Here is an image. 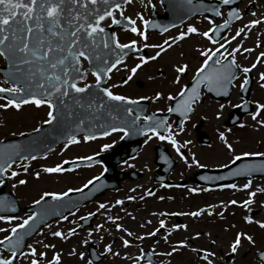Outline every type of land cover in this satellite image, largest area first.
Wrapping results in <instances>:
<instances>
[{
  "label": "flooded vegetation",
  "instance_id": "1",
  "mask_svg": "<svg viewBox=\"0 0 264 264\" xmlns=\"http://www.w3.org/2000/svg\"><path fill=\"white\" fill-rule=\"evenodd\" d=\"M236 5L240 12L239 19L229 24L220 39L216 43L212 42L215 41L213 39L211 41L206 38L199 39L200 44L194 45L193 49L189 45L182 44L186 43L187 39L194 34H189L175 43H173L174 39L161 40L168 37L167 34L171 31L185 28L186 24L162 34L144 31V23H142L141 18L145 21L150 17L153 10L162 12V6L158 0H130L129 3L121 4L122 14L121 11L113 9V18L120 20L121 15H123L135 21L138 32L143 31L146 39L141 40L136 37L124 41L118 39V42L122 44L135 40V47L140 49L142 54L131 53L126 55L123 58V63L117 65V68L108 74L102 84L103 87H108L116 95L137 101L136 104L129 106L132 109L131 114H129L131 118L121 122L124 124L123 126H117L118 128L124 127L129 131V134L125 136L119 131L110 132L108 136L99 135L88 141H85L84 137H79L85 143L93 142L96 145L94 151L80 157L105 153L111 148H115V152L111 156L114 173L110 176V180L114 182V188L107 189L96 199L75 208L65 216L67 219H59L58 222L61 220L60 227L54 230L65 229L66 235L69 237L68 232L77 226L78 219L91 216L89 226L71 235L75 236L80 232L87 234V237L83 239L82 247L75 244L78 257L81 259L80 254H84L83 259H81L83 263L115 264L114 259L117 258V255H113V253H117L118 250L116 240L126 239L130 242L128 264H134L135 258L140 256L141 252H143V256L139 261H136V264H180V260L182 264H207V261L201 259L205 252L213 253L209 257L212 264H260L259 253L264 251V244L261 246V242L256 243L257 246H261L260 248L249 251L248 254L252 255L250 262L243 261L244 255L239 253L241 247L244 246V241L248 240L242 238L235 253L229 248L236 233H242L254 240L253 227L261 228L259 224L264 223L262 219L258 218V210L264 205V155H243L245 152L264 153V146L252 142L247 131L250 122L247 116L255 111V105L258 103L254 94L255 86L257 83L258 86L264 83L259 79L260 71H264V67L260 68V65L264 64V57L257 60L260 53H264V0H238ZM217 12L220 14L214 16L212 20L206 19L204 15H195L191 21L198 18L204 19L208 24V28L204 31H207L210 27H216V24L227 19L230 20L228 16L229 4L220 7ZM252 20H256L258 23L246 27ZM125 23H128L127 19ZM102 24L112 25L111 18H106ZM240 29H243L242 34L234 40L231 39ZM115 31L117 34L129 32L130 28H116ZM181 32L179 31L177 35ZM148 36L161 37V39H147ZM225 40L229 41L225 44L226 51L225 49L222 50L225 56H228L232 49L239 45V51L234 54L236 64L241 68H251L252 64H256V67L251 68L247 74V78L251 79L248 90L249 107L246 106L244 98L240 94V84L244 81L245 74L236 69V79L233 80L232 90L227 95L223 93L221 98H216L214 92L209 91L205 84L201 83L198 86L199 100L192 104V111L186 114V118L181 116L180 111L164 116L169 107H177V101L180 97L176 96V93L179 89L181 87L186 88L193 77L197 75L196 69L206 58L200 56V52L215 50L219 44L225 43ZM165 41H167V45H164ZM145 44L164 45L165 51L155 60H149L143 64L135 74H132L129 69L139 63L140 56L147 58L159 51L158 48L145 47ZM243 49H251V51L245 52ZM256 49H260L259 52ZM195 53L198 60H195L193 55ZM217 58L223 59L222 57ZM228 58L231 59V57ZM148 65L150 68L146 70ZM180 65H186L187 68L184 73L178 74L175 72V67ZM215 67L218 65L214 63L212 68ZM86 68L85 60L81 59V69ZM129 76L132 77L130 80L128 79ZM177 76H179L178 83H173ZM15 79L16 74L13 73L8 60L0 57V87L12 86L11 84ZM125 81L127 82L125 83ZM77 83L80 87H83L84 84L92 85L95 83V78L90 71H87L84 79L78 80ZM16 86L19 87V84ZM157 92L161 93V97L154 100L153 97ZM170 94L176 99L169 100ZM142 97L146 99H141ZM64 99V105L57 102L55 106H63L66 109L69 106L70 97ZM6 102V99H0V104ZM242 102H244L243 110L245 111L242 119L236 124H228L226 120L231 109ZM220 105L224 107L221 108ZM29 106L39 109L32 104L22 105L21 108ZM9 108L12 107L3 109ZM40 108L43 109L44 114H47L46 104L41 105ZM213 113L214 117L219 119V123L211 127L208 121H210ZM137 115L140 116L138 120L136 119ZM144 116L153 117V120L149 121V124L153 125L157 121H165V127L156 129L157 136H151L150 132L147 135H140L133 131L136 128H143L145 125ZM257 119V121L262 122L261 117ZM257 121L253 122L258 124ZM221 133L224 136L223 141L220 139ZM159 135L165 136L166 139L160 140ZM149 136L151 139H148ZM169 136L177 142V148L187 160V164L181 160L180 155L177 154V149L172 147L167 139ZM145 140L148 142L145 143ZM225 143L230 145L233 151H229L225 147ZM216 144L224 146V149L222 150L219 146L215 148ZM104 145H110V147L104 148ZM65 151L66 153L71 152L70 150ZM234 156H240L241 168L243 166H250L251 168L250 171H245L240 179L217 185L198 182L201 181V176L196 175V173L228 166L234 162L232 160ZM66 158H70V156L66 155ZM193 159L197 160L203 167L198 168L193 165ZM94 167L97 170L94 177H99L104 173L105 164L103 162L95 164ZM79 170L80 173H83L85 168ZM87 180V177L84 178L83 183L71 186L68 190L84 186ZM255 182L261 184V190L253 187ZM245 183L249 184V188L243 187ZM228 184H234L236 187H221V185ZM188 189H195L196 191L190 192ZM146 192H151L152 195H145ZM249 192L255 193L254 202L245 208L243 201L248 199ZM216 193L220 194L219 197L221 198L224 196L223 202L216 200ZM128 197H133V199L130 200ZM259 198L262 205L255 207ZM117 200L122 201V203L116 204ZM233 200L237 203L235 205L229 204V201ZM99 204H104L105 207L100 209ZM200 209H204V212L198 217L179 214L195 212ZM209 212L212 214L209 215ZM108 217H112V220H109ZM228 217L231 219L229 223L227 222ZM245 217H249L251 222H245ZM160 220L164 221L163 228L159 225ZM113 221L115 224H120L122 229L131 232L132 235L129 236L125 231L117 230ZM97 225H101L99 231L96 230ZM177 225H185V227L179 228L176 227ZM230 225L235 229L232 239H230ZM241 227H248V229L246 228L248 231ZM92 228L94 231H88ZM150 232H155V235H148ZM196 233H200V235L197 237ZM137 237L143 238L137 239ZM263 238L264 235L261 234L259 239L262 241ZM181 242L185 246L181 247ZM106 245L111 248V252L105 253ZM90 248H94L92 257H96V254H103L98 261L91 260ZM173 248L176 250L173 251ZM76 250L72 252V255L76 253ZM145 251L153 254L155 262H150L152 258L149 254H144Z\"/></svg>",
  "mask_w": 264,
  "mask_h": 264
},
{
  "label": "snow or ice",
  "instance_id": "2",
  "mask_svg": "<svg viewBox=\"0 0 264 264\" xmlns=\"http://www.w3.org/2000/svg\"><path fill=\"white\" fill-rule=\"evenodd\" d=\"M124 3H129L130 0H123ZM188 3H192V0H187ZM221 3L227 5L230 3V0H221ZM98 5H103L102 8H98ZM113 9L121 11V5L116 3L115 0H0V57H4L8 60L9 64L12 66V71L16 74V79L12 82L10 87H0V93H8L9 96L16 97L19 94V99H7L5 104H0V108H7L11 106L15 109H20L22 105L32 104L36 107L41 105H47L48 119L44 121L45 124H51L54 120L60 117L58 113H54L53 109L55 104L58 102L60 105L65 104V97H73V94L77 98L73 99V102L78 108H86L90 113V127L95 129L97 125L92 123L99 119V113L104 111L108 107L106 102L103 99H100L97 102V97L93 95L87 104L81 103V98L79 94H83L86 90H90L91 87L89 84H84L83 87L78 86L77 81L83 80L87 71L91 70V75L95 78V85L99 93L103 94V97L107 98L109 102H116L118 105H132L136 104L137 101L128 99L125 96L116 95L109 90L108 87H101L102 79L108 77L113 69L117 68V65L123 63V55H117L114 51L110 49V45L107 41L103 42V49L109 50L112 55H116L117 58L113 61L105 59L98 55L99 46L101 44V37L105 34L104 27L101 26V21L105 18H111V23L113 25L119 24L120 21L113 18ZM219 15V12H216ZM229 18L235 17L239 19V15L235 11H230L228 13ZM127 19L129 25H132L130 31L134 34H138L141 40H145L146 36L143 31L137 32L135 27V21ZM142 23H147L143 21ZM211 23V21H210ZM258 21L252 20L249 22V25L246 27H251L257 24ZM228 21L225 20L223 27H227ZM214 29L209 28L207 31L199 32L197 28L189 25L186 32H181L177 35L173 43L179 41L186 37L189 34H197L203 36L206 39L211 41L209 33ZM243 32V29L237 30L235 36L231 39H235L237 36H240ZM216 43V41H212ZM229 43L228 40H225V43L219 44V47L215 50H205L200 52V56L206 57L201 63L200 67L196 69L197 75L193 77V86L190 89L181 87L176 93V96L180 97L177 101V107H169L167 111L169 113L180 111L181 116L186 118V114L192 111V104L196 103L199 100V91L198 86L201 83H204L208 87L209 91H212L213 88L223 91L227 95L228 87L231 85L232 81L236 79V73L233 71L237 69L245 74L244 81L240 84V88L243 89L247 84V74L251 71V68H255L256 64H252L251 68L243 67L241 68L235 62V53L239 51L240 46L232 49V52L225 56L224 52L221 49H225V44ZM111 44L115 46V49H128L136 45V41H130L129 43H119L116 39L115 33L111 35ZM164 45H167V41L164 42ZM164 45H147L145 47H154L158 48L159 51L155 55L139 57V63H136L129 71L132 74H135L137 70L143 65L146 64L149 60H155L165 51ZM226 51V49H225ZM245 52H250L251 49H243ZM108 55V53H105ZM222 57L223 59L217 58ZM228 57H231L229 59ZM261 57H264V53H260L257 57V60H260ZM81 59L88 61L89 69L81 70ZM210 61H214L218 67L209 69L207 66ZM186 65H180L175 67L176 73H184L186 71ZM132 77L129 76L130 80ZM260 81L264 82V73L260 74ZM179 76L173 81V83H178ZM127 81H125L126 83ZM19 84V87L16 85ZM260 86L264 88V83H261ZM217 94H220L219 91ZM161 97V93L157 92L153 97L154 100H158ZM3 97H0L2 99ZM141 99H146L142 97ZM169 100L176 99V97L171 94L168 96ZM223 108V105H220ZM124 111L131 114L132 109L125 108ZM264 111V104L256 103L255 111L250 113L253 120L257 119V116ZM70 116L71 113H68ZM115 119V117H113ZM136 119H140V116L137 115ZM145 125L143 128L133 129L136 133L140 135H147L151 133V136H157V128L165 127V121L160 120L155 122V124H149V121L153 120V117L144 116ZM258 123L264 124V122L257 121ZM134 123V122H133ZM183 123V121H181ZM85 124V120L81 119L79 124L76 125L78 131H83L81 125ZM170 127V126H168ZM101 130L99 135L108 136L110 132H122L124 135H128L129 131L124 127H115L109 126L104 128L101 125ZM151 136L148 139H151ZM96 137L91 134H86L84 140H92ZM160 140L166 139L165 136L159 135ZM174 149H177V154L180 155L181 160H184L187 164L185 157L180 154L179 149L177 148V142L171 136L167 137ZM221 141L224 140L223 133L220 134ZM74 135H69L67 137V142L64 144V147L67 148L69 145L78 143ZM148 140H145L147 143ZM104 148L110 147V145H104ZM225 147L229 151H233L232 147L225 143ZM103 150V149H102ZM17 155H19L17 153ZM244 156L249 155H264V153H243ZM5 159L3 163H0V177H3L6 171L11 167L9 160ZM20 160L27 159L23 155H19ZM31 159H36V157H31ZM81 159L91 161L92 157H83ZM240 156L232 157V160H239ZM192 164L196 167H203L197 160L193 159ZM191 166V165H189ZM25 171H27L28 165H22ZM226 167V166H225ZM250 166H243L242 168L235 169L230 174L231 175H242L245 171H250ZM64 169L60 164L55 165L54 167H45L43 172L45 173H58L62 172ZM17 175L16 171L11 172V177ZM38 176L39 173H36ZM98 177H93V180H98ZM201 179H209L208 177H201ZM215 179H221V177H216ZM4 181L0 179V183ZM92 180H89L87 184H92ZM20 185L26 183L24 180H19L17 182ZM15 187V185H13ZM87 187V185H85ZM221 187L235 188L234 184L221 185ZM245 189L249 188V184L245 183L243 185ZM69 191H72L69 189ZM79 191V189H76ZM188 191H196L195 189H188ZM67 192L60 194L44 192L40 195L38 200L33 201L34 204L39 205L41 201L45 200V197L51 196L53 200H59L62 196L66 197ZM145 195H152L151 192H146ZM255 193L249 192L248 199L243 201V206L247 208L251 203H253V196ZM128 199H133V197H128ZM143 199V197H141ZM122 201L117 200L116 204H120ZM236 201H229V204L235 205ZM4 202L0 201V210H3ZM100 209L105 207L104 204H99ZM212 207V206H209ZM204 212V209H200L195 212L179 213L180 215H188L193 217H198ZM209 215L212 213L209 212ZM92 215V213H89ZM175 215V213H173ZM37 216L36 212H33L26 219L15 225L10 229L0 228V232L7 231L8 234L0 239V247L5 248L10 251V255L7 257L0 256V264H15V258L19 255L21 257L31 256L29 264H40V259L45 258V252L41 251L37 254L35 248L32 245H28V253L23 251L17 252V246L20 243L19 238H14V234L17 232V229H23L25 225L29 224V221H32L34 217ZM13 217L0 216V220L10 221ZM67 219V217H64ZM109 220H112V217H108ZM245 222H251L249 217H245ZM117 230H123L127 235L131 236V232H127L126 229H122L120 224H115ZM159 225L161 228L164 227V221L160 220ZM259 226L264 228V223H260ZM47 227V225H45ZM176 227L184 228L185 225H177ZM101 225L96 226V230L99 231ZM75 232L74 229H70L68 235L71 236ZM53 237L60 239H67L60 230H56L50 233ZM91 235V233H89ZM148 235H155V232H150ZM200 233H196L198 237ZM143 237H137V239H142ZM246 239L249 243H252V238L246 236L242 233H236L234 240L229 245L230 250L235 253L239 247L241 240ZM128 240H123V246H129ZM180 246H185L183 242L180 243ZM44 248L55 247L54 245L43 244ZM176 249L173 248V251ZM105 253L111 252L109 246H105ZM195 251V250H194ZM72 254V253H70ZM169 255L171 253H168ZM117 255V253H113ZM213 255L211 252H205L201 259L207 261V264H212V260L209 258ZM81 259H83L84 254H80ZM143 252L140 256L135 258L134 264L136 261H139ZM260 264H264V251L259 253ZM59 256L53 254L51 260L48 261V264H58Z\"/></svg>",
  "mask_w": 264,
  "mask_h": 264
},
{
  "label": "rangeland",
  "instance_id": "3",
  "mask_svg": "<svg viewBox=\"0 0 264 264\" xmlns=\"http://www.w3.org/2000/svg\"><path fill=\"white\" fill-rule=\"evenodd\" d=\"M189 25L197 28L199 32H203L208 28V24L205 22V20L202 18H198L196 20L188 22L185 28H179L171 31L169 34H167L169 36L166 38L161 39V37L157 38L156 36H151V37L148 36L147 39H152V40L174 39L175 36L179 33V31L186 32L187 27ZM133 37H136L137 39L140 38L138 34H134L131 31L118 33V38L123 41L128 38H129L128 40H132ZM199 39H204V37L194 34L190 36L187 39L186 43H183L182 45H189L191 49H193L194 45H197V43L200 44ZM256 50H258L257 52H259L260 49H256ZM193 55L196 58L195 60H198L197 54L195 53ZM262 67H264V64L260 65V68ZM149 68L150 66L148 65L146 67V70H148ZM261 73H264V71H260V74ZM254 94L258 99V103L264 104V88L258 86V83L255 86ZM261 94L262 97H260ZM34 111L35 109L31 106L24 107L21 111H15L14 109L0 110V139L17 136L18 134H21L25 131L32 130L35 127V125L39 123V121H37V117L34 115ZM212 115L213 116H211L210 121H208L211 127H213L214 124L219 123V119H216L214 117V113ZM258 117H261L262 122H264V111H262ZM247 119L248 121H250L249 126H247L249 139L252 140V142L254 143H258L264 146V124L262 123L255 124L253 121H257L258 119L253 120L251 115L247 116ZM78 141H79L78 143H74L67 148L60 147L58 150L54 151L53 153L38 158L36 160H32V161L24 160L18 163L17 165H14L13 167H11V169L7 171L6 173L7 188L12 191V193L15 195V197L18 199V201L22 206L39 199L40 195L44 192L62 193L67 188H70V186H76L79 183H83L84 178L87 177L88 179L94 176V173L97 171L95 167L85 170L83 171V173H80L78 171L72 173L43 172V168L45 167H54L57 164L63 163L66 158V155L80 157L81 155L84 156L85 154L94 151L96 148V145L93 142L85 143L83 139H78ZM218 146L221 147L222 150L224 149V146L217 144L215 145V148H217ZM65 150H70L71 152L66 153ZM24 164L28 165L27 171H25L24 168L22 167V165ZM12 171L17 172V175L15 177H11ZM36 173H39V175L37 176ZM19 180H24L26 181V183L20 185L17 183ZM13 185H15V187H13ZM253 187L260 190L262 189V186L259 182H255ZM219 196L220 194L216 193V200H221L223 202L224 196L222 198ZM260 200L261 199L259 198L257 202L258 204L255 207H260V205H262L260 203ZM258 211H259L258 218L264 221V205ZM25 217L26 215L20 212L10 221L0 220V228L10 229L15 225L21 223L25 219ZM229 220L231 221L230 217H228L227 219L228 223ZM57 225L58 222L47 225V227H44L40 230L37 236L32 237L28 241V245H32V247L36 249L37 254L41 251L45 252L46 254L45 258L40 259V264H48V261L51 260L54 253L59 256L58 264H86L83 263V261L78 257V251L75 249L76 246L75 244H77L78 247H82L84 244L83 239L87 237V234L85 232H80L75 236L67 237V239H60L57 237H53L50 233L53 232L54 228ZM241 228H243L245 231H248L247 230L248 227H246L247 229L244 227ZM253 230L255 234L254 240L252 239V243H249V241H244V246L241 247V250L239 252L244 255L242 259L243 261L246 262H250V259L252 258V255L248 254L249 251H253L254 249L260 248L262 246L261 244H264V238L262 241L259 239V236L261 234L264 235V228H259L254 226ZM60 231L65 236H67L65 229H62ZM88 231H94V228L89 229ZM234 231L235 229H233L232 226L230 225V239H232ZM7 234H8L7 231L0 232V239H3V237ZM123 240L124 239L116 240L118 250H117V258L114 259L115 264H128L129 246L124 247ZM259 242H261L260 243L261 246L256 245V243ZM43 244L54 245L55 247L54 248L49 247L46 249L43 247ZM28 245L26 247L25 253H28L29 251ZM74 250H76V253L74 255L70 254ZM163 250L165 251V249ZM31 259H32L31 256L20 257L19 259H17V264H29ZM180 264H182L181 260H180Z\"/></svg>",
  "mask_w": 264,
  "mask_h": 264
},
{
  "label": "water",
  "instance_id": "4",
  "mask_svg": "<svg viewBox=\"0 0 264 264\" xmlns=\"http://www.w3.org/2000/svg\"><path fill=\"white\" fill-rule=\"evenodd\" d=\"M123 2V0H120ZM161 4L164 6V14L156 15L152 14L150 20L146 23L149 28H154L158 30H162V28H168L179 24L190 18L194 13H202L207 12V4L203 3V0L198 2L193 1L192 3H188L187 0H160ZM98 8H102L103 5H98ZM111 33L107 34L105 30V34L101 37V41H110L111 42ZM110 49L113 50L117 55H120L121 50L115 49V46L110 44ZM108 53V55H105ZM98 55L104 57L105 59H109L113 61L117 58L116 55H112L109 50L103 49V43L101 42L99 46ZM216 89V88H215ZM229 90V87H228ZM221 93L219 89H216L215 92ZM99 93L96 91H88L85 93L79 94V98H81V103L87 104L91 97L95 95L97 97V102L100 99H103L108 105L104 111L99 113V119L96 121H92L95 123L97 127L95 129H91L90 127V113L86 108H78L76 104L73 102L74 98H77L75 94L71 97V106L69 109L64 112L63 110H55V113H58L60 117L54 120L51 124H46L40 129L35 131L25 133L21 136L15 138H9L6 140L0 141V163H3L5 159L11 157L9 160L10 165L14 162L19 161V155H23L26 158L36 157L38 155L45 154L51 149L57 147L59 144L67 141V137L69 135H77V134H91L96 135L99 134L101 130V125L104 128H108L109 126L117 127L119 123L124 121L127 118V113L124 109L114 107L105 97L100 98ZM241 108L237 107V109H233L230 113V116H234V120L238 119V114L241 112ZM68 113H71L69 116ZM231 116V117H232ZM115 117V119H113ZM84 119L85 124L81 125L83 131H78L76 129V125L79 124L80 120ZM17 153L19 155H17ZM102 157H97L94 160H100ZM83 160L76 161L70 163L67 167L73 168L77 164H87L92 161ZM104 162L106 166V173L104 175V179L108 180V177L112 175L113 172V162L112 159L107 158V161ZM2 180L5 179L3 175ZM95 182L90 184L85 189L73 192L68 194L66 197L62 196L59 200H53L51 196L45 197L44 201H41L39 205L32 204L24 208L25 211L37 213V216L33 218L32 221H29L28 225H25L23 229H17V232L14 234V238H19L20 243L17 246V252L23 250L26 240L29 236L34 234L38 228L47 223L52 218L63 216L68 210H71L74 206L82 203L84 200L89 199L94 196L97 192L96 188H94ZM4 186V182L0 184L2 188ZM0 201L4 202L3 210H0V215H14L19 211V206L16 200L13 198L12 194L8 192L0 190ZM6 252H10L2 247L0 250V256H3Z\"/></svg>",
  "mask_w": 264,
  "mask_h": 264
}]
</instances>
